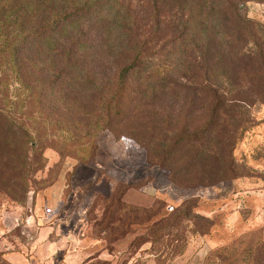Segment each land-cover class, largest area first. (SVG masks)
Segmentation results:
<instances>
[{
  "label": "rangeland",
  "instance_id": "374dc122",
  "mask_svg": "<svg viewBox=\"0 0 264 264\" xmlns=\"http://www.w3.org/2000/svg\"><path fill=\"white\" fill-rule=\"evenodd\" d=\"M119 3L150 53L169 49L181 31L179 13L163 5L156 13L153 0ZM242 12L264 26V1L243 4ZM228 54L221 69L232 78L219 81L229 94L217 130L201 133L212 100L196 66L179 56L162 63L167 86L121 126H109L112 112H89L100 95L84 102L79 122L64 120L65 136L95 146L88 163L46 149L26 177H9L0 160V264L26 258L46 226L81 255L80 264H264V52ZM104 81L112 89L111 76ZM233 99L246 102L236 100L243 116L234 117ZM97 122L106 128L95 131ZM56 184L60 201L52 204Z\"/></svg>",
  "mask_w": 264,
  "mask_h": 264
},
{
  "label": "trees",
  "instance_id": "16d2710c",
  "mask_svg": "<svg viewBox=\"0 0 264 264\" xmlns=\"http://www.w3.org/2000/svg\"><path fill=\"white\" fill-rule=\"evenodd\" d=\"M119 1L0 0V160L3 170L10 166L7 176L13 171L26 177L46 149L88 163L95 146L65 136L64 120L79 122L84 102L100 95L89 112H112L109 126H121L148 105L149 95L167 86L168 67L162 63L179 56L196 66L202 93L212 100L201 133L217 130L229 94L219 81L232 78L221 69L224 57L236 49L264 52V26L242 12L243 4L264 0H153L156 13L163 5L178 12L182 24L169 49L155 53L148 52L129 8ZM110 76L108 91L104 79ZM244 109L235 105L234 117ZM106 126L97 122L95 131ZM235 145L228 153L229 170Z\"/></svg>",
  "mask_w": 264,
  "mask_h": 264
},
{
  "label": "crops",
  "instance_id": "0c3cea01",
  "mask_svg": "<svg viewBox=\"0 0 264 264\" xmlns=\"http://www.w3.org/2000/svg\"><path fill=\"white\" fill-rule=\"evenodd\" d=\"M58 186L59 184H56L51 189L52 204H57L60 201L57 195L61 188ZM43 220L45 221V216H43ZM55 232L56 229L50 226L38 228V232L34 234L28 244L30 249H28V256L22 259L14 258L16 264H80L81 255L73 252L71 246L63 239L53 238Z\"/></svg>",
  "mask_w": 264,
  "mask_h": 264
},
{
  "label": "built area",
  "instance_id": "2783aa9c",
  "mask_svg": "<svg viewBox=\"0 0 264 264\" xmlns=\"http://www.w3.org/2000/svg\"><path fill=\"white\" fill-rule=\"evenodd\" d=\"M51 211H52L51 209H47V210H46V212H47L48 214H50Z\"/></svg>",
  "mask_w": 264,
  "mask_h": 264
}]
</instances>
